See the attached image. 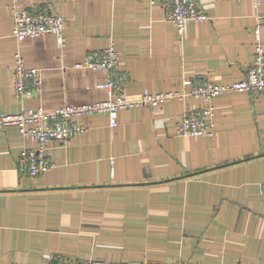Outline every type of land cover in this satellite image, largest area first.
Here are the masks:
<instances>
[{"label":"crops","instance_id":"0c3cea01","mask_svg":"<svg viewBox=\"0 0 264 264\" xmlns=\"http://www.w3.org/2000/svg\"><path fill=\"white\" fill-rule=\"evenodd\" d=\"M14 1L0 0V113L105 99L109 72L75 64L110 44L121 53L111 73L131 96L181 91L185 78L239 80L254 56L252 0H197L209 17L182 34L160 0H16L61 14L64 45L51 33L14 37ZM16 52L42 80L22 100L7 71ZM213 103V136L176 134L202 106L190 95L121 109L114 127L107 113L84 114L83 133L49 142L53 166L37 177L17 170L35 140L0 130V264H264V94Z\"/></svg>","mask_w":264,"mask_h":264},{"label":"built area","instance_id":"2783aa9c","mask_svg":"<svg viewBox=\"0 0 264 264\" xmlns=\"http://www.w3.org/2000/svg\"><path fill=\"white\" fill-rule=\"evenodd\" d=\"M241 2V0H234ZM154 4L156 0H149ZM263 0H252L255 8V26L253 28L255 51L252 63L242 79L230 82H215L212 79L194 80L185 78L181 91L151 92L144 88L137 96H131L122 79L111 73L121 60V53L113 44L98 50H90L83 60L75 66L92 71L106 70L108 75L98 82V87L106 90L103 100L64 104L52 110L42 106L27 107L18 113H0V130L16 126L23 136L35 140V147H25L18 157L17 170L32 177L49 171L53 162L46 151L51 140H67L83 133L85 125L80 120L84 114L107 113L112 127L118 124V111L135 106H160L174 97L193 96L202 101V106L189 110L180 116L176 125V134L183 136H213L215 133L214 99L225 92L238 91L257 95L264 94V42L261 28L264 26V12L260 11ZM165 8V20L172 22L182 34L189 21H203L209 16L197 4V0H160ZM13 21L12 35L17 39L54 34L60 45L65 44L63 29L65 19L48 5L29 8L16 0L10 7ZM12 81L13 92L19 99L34 96L41 91L40 70L27 64L20 53L14 54L13 63L7 67ZM264 200V187L261 192ZM15 264V263H10ZM57 264H93L92 260H73L60 258Z\"/></svg>","mask_w":264,"mask_h":264}]
</instances>
